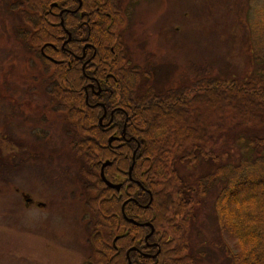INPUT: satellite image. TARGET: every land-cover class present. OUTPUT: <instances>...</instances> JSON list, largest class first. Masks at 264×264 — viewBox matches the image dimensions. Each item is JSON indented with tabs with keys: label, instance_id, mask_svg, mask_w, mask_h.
Listing matches in <instances>:
<instances>
[{
	"label": "trees",
	"instance_id": "16d2710c",
	"mask_svg": "<svg viewBox=\"0 0 264 264\" xmlns=\"http://www.w3.org/2000/svg\"><path fill=\"white\" fill-rule=\"evenodd\" d=\"M52 2L60 5L46 12ZM68 2L13 0L11 7L19 13L22 26L18 34L29 49L38 53L48 42L56 47L55 51L50 46L43 49L57 63L38 55L47 66H53L43 78L46 94L53 111L64 121L68 148L78 164L93 257L86 264H196L187 226L194 219L195 208L218 181L223 188L214 201L217 220L222 219L220 209L224 207L223 226L241 247L240 253H233L234 264H264V152L254 159L248 156L236 166H216L217 156L197 143L202 139L200 124L204 121L199 116V124H189L191 106L187 100L193 93H199L201 100L221 99L226 101L227 111L241 120L264 126V14L251 25L254 32L262 27L261 33L257 32L262 38L251 40V58L257 66L250 73L201 77L150 93L138 80V70L125 55L122 42L109 32L111 26L102 19L91 20L86 27L79 9L60 16L58 10ZM88 3L94 10L96 0ZM68 33L74 39L61 48ZM85 41L91 42L87 48L91 56L95 48L96 63L90 58L82 71V59L77 63L70 59L81 56ZM101 116L106 125L99 124ZM190 127L197 132L193 139ZM113 131L122 133V148L112 147L113 141L108 144ZM197 154L213 167L192 182L180 174L176 162L191 164ZM106 159L111 164L104 168V175L110 182L121 183L118 191L105 186L99 177V165ZM144 222H151L154 229L147 240L150 227L140 224ZM131 247L134 249L126 255Z\"/></svg>",
	"mask_w": 264,
	"mask_h": 264
},
{
	"label": "rangeland",
	"instance_id": "374dc122",
	"mask_svg": "<svg viewBox=\"0 0 264 264\" xmlns=\"http://www.w3.org/2000/svg\"><path fill=\"white\" fill-rule=\"evenodd\" d=\"M10 1L0 0V264H81L89 245L78 164L46 94L42 76L48 71L20 38L22 22ZM151 1L138 0L126 39L135 62L159 65L148 85L167 90L201 77H243L257 66L251 40L262 38V27L254 32L251 25L261 20L264 0ZM162 27L166 33L163 28L160 34ZM198 94L187 96L189 124H199L201 116L197 143L217 156L216 166H236L264 152V126L227 111L226 101ZM190 129L193 139L197 132ZM212 167L200 154L191 164L176 162L192 182ZM221 188L218 181L207 191L187 226L196 264H234L233 253L241 251L223 226L224 207L217 220L214 201ZM21 193L45 207L26 206Z\"/></svg>",
	"mask_w": 264,
	"mask_h": 264
},
{
	"label": "flooded vegetation",
	"instance_id": "af4514ba",
	"mask_svg": "<svg viewBox=\"0 0 264 264\" xmlns=\"http://www.w3.org/2000/svg\"><path fill=\"white\" fill-rule=\"evenodd\" d=\"M145 1L152 2L151 0H145ZM88 2H89V0H70V2H68V4H67L68 6H62L58 10V14L61 16V15L65 14V13H67V12H75L77 9H79L80 15H82V16L85 17V19H83V23H86L85 24L86 27H88V26L90 27L91 20H92V22L95 23L97 21H100V20L104 19V21L107 24V26H111V31H109V32H112V35L115 38H117L119 40V42H122V47H123V50H124L125 55L129 59V61L131 62V64L135 68H137V70H138L137 77H138V80L139 81H142L143 82L142 83L143 86H144L143 89L145 91H147V90L150 91V93L160 92L161 89L153 88L152 87L153 86V83H151L150 85H148L149 82H147V80H150L151 79L152 73L154 74V76H156V72L158 71L156 69V67H158L159 65L149 66L148 64H139L137 62H142L139 59H136L137 62H135L133 60V58L131 56V53H130V50H129L130 45L128 44V42L126 40L129 37L127 35V25L129 23L128 20L130 19L129 18L130 15L133 14L134 11L138 8V6H137L138 0H114L113 3L110 2L109 0H96V6H95L94 10L89 9V5H88L89 3ZM59 5L60 4L57 3L56 6H51V7L58 8ZM51 7L48 6L46 12H51ZM163 28H164V31L166 33V27H162L159 30V32L161 31L160 34H163V32H162ZM68 36H69V39H68ZM71 39H74V38L71 36V33H68L65 41L68 42ZM82 39L85 40L86 38H82ZM76 40H78V39H76ZM48 43H50V45H48V46H50L53 49L55 48L54 43H51V42H48ZM65 43L63 42V44L61 45V48L64 47V44ZM67 44H69V43H67ZM90 45H91V42H89V41L83 42V46H82V49H81V56L80 57L74 56V57H72L70 59V61H75L76 63L79 62L80 59H82V67H81L82 68V71L85 70V65H87V62L90 60V58L92 59V64L93 63H96V59L94 58V56H95L94 55L95 48H92V50H93V56H91L89 54L90 51L87 49ZM38 52H39V54L41 55V57L44 60H47V61H49L51 63L59 62L58 60L54 59L51 56V54L45 52L41 48L38 49ZM112 52H114V51H112ZM114 54H116V52ZM70 61H69V64H70ZM42 64H43V66H44L45 69L46 68H51V67L47 66L44 63V61H43ZM96 68H97V65L95 64V67H93V70H95ZM88 85L90 86V88H93L94 87L93 84H91V83H89ZM85 87H86V85H85ZM99 90L100 89L98 88V90L95 91V92L98 93ZM118 109H121V107L119 106ZM55 118H56L55 120L57 122H59V125H57V127L59 128V130L61 129V127L63 129L62 132L64 133L65 139H66L65 140V144L68 147V135H67V132H66V128H65L64 121L61 120L60 116H55ZM106 124H103V125H106ZM111 134H114V136L116 137L113 140V142H115V143H114V145L112 147L122 148L121 145L124 143V141L122 140V138H123L122 133L120 135L118 132H116V131L114 132L113 131ZM40 137H41V135L37 138L38 141H39V138ZM62 138H63V136H62ZM63 140H64V138H63ZM57 149H58V147H56V150ZM68 149H67V151H68ZM78 180H79V183H80V185L82 187V183L80 181L79 176H78ZM21 198H22L23 203L26 206H32L33 205V206H36V207H39V208H44L45 207V203L44 202H40L39 200H36L35 198H30V197L26 196L25 194H22L21 193ZM27 198H29L31 200L27 202L26 201ZM83 206H84V202H83ZM83 214H84V217H85L86 213L83 212ZM83 221H85L84 218H83ZM84 233L87 235V237H86V243L89 245V250H88L89 254L87 255L86 259L84 258L82 260L81 264L82 263L84 264V262L86 263L87 261H89L90 260L89 255H91V247H90V244L88 242V239H89L88 227H87L86 224H85V228H84ZM92 260H93V258H92Z\"/></svg>",
	"mask_w": 264,
	"mask_h": 264
},
{
	"label": "water",
	"instance_id": "95a60500",
	"mask_svg": "<svg viewBox=\"0 0 264 264\" xmlns=\"http://www.w3.org/2000/svg\"><path fill=\"white\" fill-rule=\"evenodd\" d=\"M54 5H56V3H52V4L50 5V7H51V6H54ZM68 39H69V36H68ZM68 39H67V40H68ZM65 42H66V41H65ZM101 120H102V117L99 118V123H101ZM113 139H114L113 136L108 137V143H111V141H112ZM133 156H134V153H133ZM109 164H110L109 161H105V162H103V163L101 164L100 175H101L102 179L105 181V183H106L109 187H111V188H115V189L118 190V189H119V184H112V183L108 182L107 180H105V178H104V175H103V168H104L106 165H109ZM132 165H133V162H132ZM132 165L129 167V171L131 170ZM124 203H125V202H123V204H122V209H123V205H124ZM129 221H130V222H134L132 219H129ZM134 223H136V222H134ZM145 225L151 227V232H150V234H151V233H152V230H153L151 224H150V223H145ZM132 249H134V248L132 247V248H130L129 250H132ZM129 250H128V251H129ZM126 255H128V252H126ZM128 264H129V262H128Z\"/></svg>",
	"mask_w": 264,
	"mask_h": 264
}]
</instances>
